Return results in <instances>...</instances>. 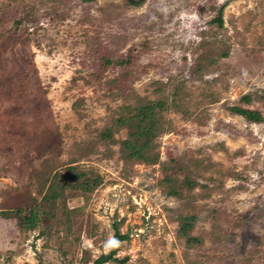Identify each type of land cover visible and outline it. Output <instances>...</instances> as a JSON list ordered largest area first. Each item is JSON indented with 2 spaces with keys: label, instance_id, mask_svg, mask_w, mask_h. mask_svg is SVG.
I'll return each instance as SVG.
<instances>
[{
  "label": "rangeland",
  "instance_id": "374dc122",
  "mask_svg": "<svg viewBox=\"0 0 264 264\" xmlns=\"http://www.w3.org/2000/svg\"><path fill=\"white\" fill-rule=\"evenodd\" d=\"M117 232L104 264H264V0H0V264Z\"/></svg>",
  "mask_w": 264,
  "mask_h": 264
},
{
  "label": "trees",
  "instance_id": "16d2710c",
  "mask_svg": "<svg viewBox=\"0 0 264 264\" xmlns=\"http://www.w3.org/2000/svg\"><path fill=\"white\" fill-rule=\"evenodd\" d=\"M134 4H138V2L134 1ZM220 23H222V19L219 18ZM246 100H250V97L247 96L245 98ZM234 113H237L239 115L244 116L247 120L251 121V122H260L262 120V116L259 112L245 108L243 106H236L233 107L231 109ZM149 132L152 133V127H149ZM138 150V149H136ZM23 210H17V211H12V213L14 212V214H17L20 218V222L22 224L23 227L25 228H29V229H34L36 228V223L38 218V213L35 211H33L30 215H24L22 213ZM3 215H9V212H1ZM182 227H186V225L182 224ZM127 238L126 235H121L119 232H117L115 234V248L113 249V251L107 255H101L98 259L95 260L94 264H104L108 261H110L113 258L114 252L116 250V247L119 246L120 242H122L123 240H125ZM73 264V262L71 263Z\"/></svg>",
  "mask_w": 264,
  "mask_h": 264
},
{
  "label": "built area",
  "instance_id": "2783aa9c",
  "mask_svg": "<svg viewBox=\"0 0 264 264\" xmlns=\"http://www.w3.org/2000/svg\"><path fill=\"white\" fill-rule=\"evenodd\" d=\"M75 264H77V263H75Z\"/></svg>",
  "mask_w": 264,
  "mask_h": 264
}]
</instances>
